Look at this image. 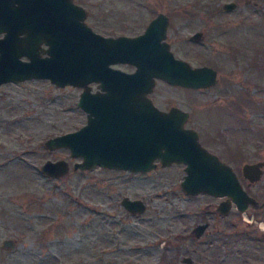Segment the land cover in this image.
I'll use <instances>...</instances> for the list:
<instances>
[{
  "label": "rangeland",
  "instance_id": "1",
  "mask_svg": "<svg viewBox=\"0 0 264 264\" xmlns=\"http://www.w3.org/2000/svg\"><path fill=\"white\" fill-rule=\"evenodd\" d=\"M73 1L106 36H135L158 13L168 16L165 40L174 55L214 68L216 81L205 88L157 81L156 104L187 112L184 123L190 114L187 128L264 203V167L254 183L242 175L245 163L264 161V0ZM227 2L235 7L224 10ZM82 90L49 79L0 86V264H264V204L245 212L232 204L223 215L216 207L225 197L181 188L183 163L80 170L73 165L81 158L68 149H48L47 139L85 122ZM58 159L68 162L66 173L41 172ZM124 197L142 201L144 211L126 210ZM5 239L13 246H3Z\"/></svg>",
  "mask_w": 264,
  "mask_h": 264
},
{
  "label": "water",
  "instance_id": "2",
  "mask_svg": "<svg viewBox=\"0 0 264 264\" xmlns=\"http://www.w3.org/2000/svg\"><path fill=\"white\" fill-rule=\"evenodd\" d=\"M234 7V2L223 4L224 10ZM84 17V8L73 0H0V86L49 79L57 86L83 89L77 105L88 113L87 123L44 145L50 150L66 148L71 157L81 158L73 165L80 170L99 165L147 172L156 159L162 166L183 163L181 188L190 195L225 197L216 207L223 215L232 204L240 212L249 205H263L242 187L232 166L200 144L196 130L183 126L187 112L177 107L164 111L145 98L156 78L188 88H205L216 81L214 68L191 66L174 55L165 40L168 16L160 12L140 34L115 37L94 31ZM198 37L199 32L193 36ZM113 63L136 68L128 73L110 67ZM92 82L101 90L90 91ZM130 115L132 123L126 126L121 119ZM263 166L264 161L245 163L242 175L254 183ZM40 170L59 177L68 171V162L46 160ZM121 204L132 213L145 208L142 201L127 197ZM206 226L200 224L196 230L202 232ZM2 245L12 247L13 242L5 239Z\"/></svg>",
  "mask_w": 264,
  "mask_h": 264
},
{
  "label": "flooded vegetation",
  "instance_id": "3",
  "mask_svg": "<svg viewBox=\"0 0 264 264\" xmlns=\"http://www.w3.org/2000/svg\"><path fill=\"white\" fill-rule=\"evenodd\" d=\"M145 29V28H144ZM95 31V30H94ZM140 34V33H139ZM136 35H138V34H136ZM42 47H46V45H41ZM110 67H112V68H116V69H119V70H121V71H124V72H128V73H131V72H133L134 70H135V66L134 65H131V64H127V63H113V64H110ZM125 67V68H124ZM157 81H163V82H166V81H164L163 79H160V78H156L155 79V83L157 82ZM167 83V82H166ZM98 90H101V89H99V87H98V83L97 82H92V83H90V91H92V92H96V91H98ZM152 90H153V87L149 90V91H147L146 93H145V98L147 99V100H149V101H151L153 104H155L158 108H160L157 104H156V102H155V100H154V98H153V96H152V94H153V92H152ZM100 92H105L104 90L103 91H100ZM160 109H162V108H160ZM162 110H164V111H168V109H162ZM84 112V114H85V122L83 123V125L84 124H86L87 123V121H88V113L87 112H85V111H83ZM189 119H190V114H189V117H188V119H187V121L184 123V127H188V126H186V124L188 123V121H189ZM122 121H124V123H125V125L126 126H128L129 124H131L132 123V117H131V115L130 116H126V117H124L123 119H121ZM81 126H79L78 128H80ZM78 128H76V129H78ZM76 129H74V130H76ZM194 129V128H193ZM73 131V130H72ZM197 131V130H196ZM197 133H198V140H199V142H200V144L202 145V146H204L205 148H207L209 151H211L208 147H206L202 142H201V139H200V133L197 131ZM212 152V151H211ZM214 153V152H213ZM217 156H218V158L220 159V160H222V158L218 155V154H216ZM223 161V160H222ZM154 162H155V164H156V167H157V165H161V162H160V160L159 159H156V160H154ZM248 163V162H247ZM264 167V166H263ZM248 184H251L249 181H248Z\"/></svg>",
  "mask_w": 264,
  "mask_h": 264
},
{
  "label": "bare ground",
  "instance_id": "4",
  "mask_svg": "<svg viewBox=\"0 0 264 264\" xmlns=\"http://www.w3.org/2000/svg\"><path fill=\"white\" fill-rule=\"evenodd\" d=\"M262 227H263V225H262Z\"/></svg>",
  "mask_w": 264,
  "mask_h": 264
}]
</instances>
